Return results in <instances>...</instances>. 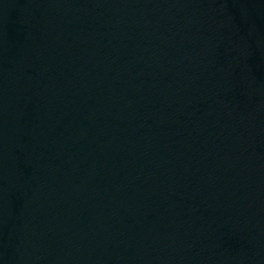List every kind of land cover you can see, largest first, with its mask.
<instances>
[{
  "label": "water",
  "instance_id": "water-1",
  "mask_svg": "<svg viewBox=\"0 0 264 264\" xmlns=\"http://www.w3.org/2000/svg\"><path fill=\"white\" fill-rule=\"evenodd\" d=\"M0 264H264L220 0H0Z\"/></svg>",
  "mask_w": 264,
  "mask_h": 264
}]
</instances>
